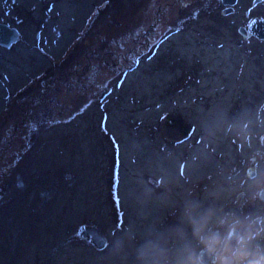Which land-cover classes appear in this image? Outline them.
Here are the masks:
<instances>
[{"label": "rangeland", "instance_id": "rangeland-1", "mask_svg": "<svg viewBox=\"0 0 264 264\" xmlns=\"http://www.w3.org/2000/svg\"><path fill=\"white\" fill-rule=\"evenodd\" d=\"M256 18L264 0H0L20 33L0 45V264H141L147 240L175 264L176 229L199 251L187 202L264 216Z\"/></svg>", "mask_w": 264, "mask_h": 264}, {"label": "clouds", "instance_id": "clouds-1", "mask_svg": "<svg viewBox=\"0 0 264 264\" xmlns=\"http://www.w3.org/2000/svg\"><path fill=\"white\" fill-rule=\"evenodd\" d=\"M252 179L258 181L257 176ZM257 194L264 197V181L260 182ZM182 223L191 229L199 251L193 248L183 228L176 229L183 244L175 264H205V254L214 258V264H264V246L256 242L258 237L253 234L257 226L264 230V216L240 218L187 202ZM167 257V250L158 240H147L138 249L141 264H167Z\"/></svg>", "mask_w": 264, "mask_h": 264}, {"label": "water", "instance_id": "water-1", "mask_svg": "<svg viewBox=\"0 0 264 264\" xmlns=\"http://www.w3.org/2000/svg\"><path fill=\"white\" fill-rule=\"evenodd\" d=\"M239 0H223L227 6V11L230 12L232 7L238 3ZM251 32L260 40H264V19L256 18L252 21ZM19 31L10 25L0 23V45L9 47L17 40H19ZM190 127L187 129V136L190 134Z\"/></svg>", "mask_w": 264, "mask_h": 264}, {"label": "flooded vegetation", "instance_id": "flooded-vegetation-1", "mask_svg": "<svg viewBox=\"0 0 264 264\" xmlns=\"http://www.w3.org/2000/svg\"><path fill=\"white\" fill-rule=\"evenodd\" d=\"M46 90H44V92H45ZM245 161V160H244ZM242 162V166H241V170H240V173H242V177H241V179H240V181L242 182V184H246V175H249L250 176V174L253 172V175L251 176V178L253 177V176H258V174H259V172H260V170H261V167L260 166H256L255 167V169H253L251 166H250V164H252V163H254V160H253V158H250L248 161H247V163L245 164V162ZM253 165V164H252ZM253 170V171H252ZM208 177H206L205 179L203 178L202 180H200L199 182H198V185H197V187H202V186H205L208 182H210L212 179H213V177H212V179H207ZM202 181V182H201ZM197 184V183H196ZM196 184H195V186H196ZM242 194V198H243V200H245V198H246V192L244 191V190H241V192H240V195ZM254 197H257L258 198V200H260V201H264V197H262V196H259L258 194H257V192L254 194ZM245 209V208H244ZM243 208H242V211L244 210ZM245 213H246V211H245ZM247 214V213H246ZM246 217H248V216H246ZM207 259H208V257H207ZM206 259V260H207ZM212 261V264H214V258L211 260ZM211 263V262H210Z\"/></svg>", "mask_w": 264, "mask_h": 264}, {"label": "bare ground", "instance_id": "bare-ground-1", "mask_svg": "<svg viewBox=\"0 0 264 264\" xmlns=\"http://www.w3.org/2000/svg\"><path fill=\"white\" fill-rule=\"evenodd\" d=\"M118 187H119V183H118Z\"/></svg>", "mask_w": 264, "mask_h": 264}, {"label": "trees", "instance_id": "trees-1", "mask_svg": "<svg viewBox=\"0 0 264 264\" xmlns=\"http://www.w3.org/2000/svg\"><path fill=\"white\" fill-rule=\"evenodd\" d=\"M114 189H115V188H114ZM114 189H113V190H114Z\"/></svg>", "mask_w": 264, "mask_h": 264}]
</instances>
